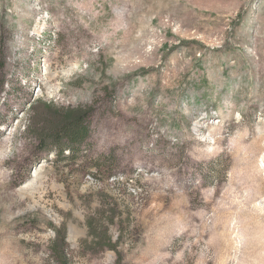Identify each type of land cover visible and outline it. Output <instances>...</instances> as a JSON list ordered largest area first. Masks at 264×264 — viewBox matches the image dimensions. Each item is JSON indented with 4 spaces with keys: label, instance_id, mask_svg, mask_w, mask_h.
I'll list each match as a JSON object with an SVG mask.
<instances>
[{
    "label": "rangeland",
    "instance_id": "1",
    "mask_svg": "<svg viewBox=\"0 0 264 264\" xmlns=\"http://www.w3.org/2000/svg\"><path fill=\"white\" fill-rule=\"evenodd\" d=\"M0 76V264H264V0H0Z\"/></svg>",
    "mask_w": 264,
    "mask_h": 264
},
{
    "label": "trees",
    "instance_id": "2",
    "mask_svg": "<svg viewBox=\"0 0 264 264\" xmlns=\"http://www.w3.org/2000/svg\"><path fill=\"white\" fill-rule=\"evenodd\" d=\"M2 85L3 81L0 76V88ZM91 116L92 108L90 107L74 109L61 118L47 116L40 132L42 135L40 142L44 148L54 151L57 160H71L80 157L84 153L81 146L91 135ZM112 154L103 156L110 158ZM93 166L98 167L96 163Z\"/></svg>",
    "mask_w": 264,
    "mask_h": 264
}]
</instances>
